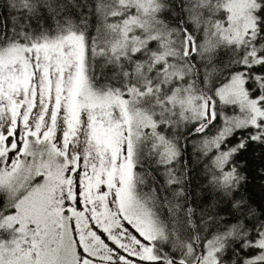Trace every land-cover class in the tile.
<instances>
[{"label":"snow or ice","instance_id":"6c2138e0","mask_svg":"<svg viewBox=\"0 0 264 264\" xmlns=\"http://www.w3.org/2000/svg\"><path fill=\"white\" fill-rule=\"evenodd\" d=\"M0 264H264V0H0Z\"/></svg>","mask_w":264,"mask_h":264},{"label":"trees","instance_id":"16d2710c","mask_svg":"<svg viewBox=\"0 0 264 264\" xmlns=\"http://www.w3.org/2000/svg\"><path fill=\"white\" fill-rule=\"evenodd\" d=\"M257 183H259V182H257ZM258 191V190H257Z\"/></svg>","mask_w":264,"mask_h":264}]
</instances>
